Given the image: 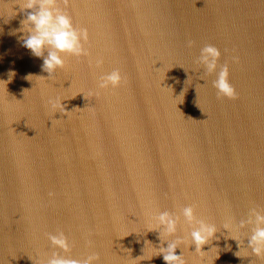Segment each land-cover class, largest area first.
<instances>
[{"label": "water", "instance_id": "water-1", "mask_svg": "<svg viewBox=\"0 0 264 264\" xmlns=\"http://www.w3.org/2000/svg\"><path fill=\"white\" fill-rule=\"evenodd\" d=\"M18 3L0 0V80L15 73L0 82V264L91 251L99 264H165L152 257L168 242L148 231L149 210L185 206L218 227L231 222L228 235L243 240L247 230L235 225L264 208V0L61 2L88 29L89 56H65L48 79L42 59L22 46L17 29L31 10ZM209 44L229 66L234 100L212 86L219 68L207 75L196 63ZM114 69L126 82L98 89ZM56 97L69 112L53 113ZM58 231L68 253L48 239ZM190 231L182 221L177 236ZM217 236L202 250H219L203 260L195 245L176 254L186 264L255 260L246 249L237 257L226 232Z\"/></svg>", "mask_w": 264, "mask_h": 264}, {"label": "clouds", "instance_id": "clouds-1", "mask_svg": "<svg viewBox=\"0 0 264 264\" xmlns=\"http://www.w3.org/2000/svg\"><path fill=\"white\" fill-rule=\"evenodd\" d=\"M61 2H63L64 8L68 7V0H19L17 4L22 12L31 10L21 20V27L17 29L18 32L25 34L20 37L22 46L29 50L32 56L42 59V71L48 74L47 79L52 77L57 70L64 68L65 56L77 58L89 56V51L86 47L89 43L88 29L75 26L71 15L59 6ZM14 13L13 17L17 14L16 12ZM191 45L192 42L189 41V46ZM220 59L221 51L209 44L201 49L196 63L205 70L207 75L216 73L219 68L217 78L212 82V86L217 90L219 97L234 100L237 98V92L229 80V66L227 63L221 66L219 64ZM238 61L239 57L234 55L232 62L238 63ZM102 64V58L98 57L95 59V67L99 68ZM14 75L15 73L10 71L8 73V81L0 80V82L7 84ZM28 77L26 78L28 79ZM125 82V77L120 70L114 69L99 78L97 87L100 90L114 89ZM62 101L63 99L59 97L49 99L48 104L53 113L66 114L69 112L65 110ZM148 215V231H158L160 241L162 243L164 241L168 242L167 247L154 248L156 254L152 256L162 257L165 264H186L184 254L177 255L176 249L188 248L189 245H195V253L199 254L203 260L205 254L213 249H218L217 247H212L209 252H205L202 250L203 247L211 244L213 240L218 241L220 237L217 236V233L223 235L224 232L227 233V236H225L226 240L232 239L237 242L239 247V251L235 253L237 257H241L239 253H241L242 249H246L250 250L251 256L255 260L264 259V208L253 207L247 219L241 220L235 225L236 231L247 230L248 234L243 240L238 239L236 236L228 235L234 227L231 222L218 227L215 223H210L205 219H198L193 206L183 207L179 214L168 211L153 214L149 210ZM182 221L191 227V231L186 237L177 236L178 227ZM48 239L53 248L59 249L64 253L70 251L71 242L63 231L49 235ZM245 239L247 240L246 246L244 244ZM88 244L91 247L92 242L89 240ZM218 254L219 251L217 257ZM255 260H252L250 264H255ZM44 264H99V254L91 251L85 257L72 259L68 256L60 255L58 252H53ZM212 264H214V260Z\"/></svg>", "mask_w": 264, "mask_h": 264}]
</instances>
